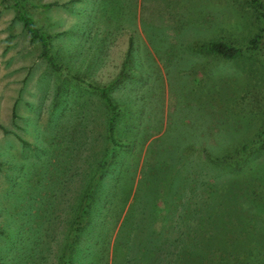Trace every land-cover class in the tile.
Instances as JSON below:
<instances>
[{
  "label": "rangeland",
  "instance_id": "1",
  "mask_svg": "<svg viewBox=\"0 0 264 264\" xmlns=\"http://www.w3.org/2000/svg\"><path fill=\"white\" fill-rule=\"evenodd\" d=\"M250 1L20 0L50 63L0 0V264H182L154 247L190 233L197 254L204 231L217 264H264V19ZM213 41L243 51L204 53ZM245 146L239 166L203 157ZM158 158L196 172L159 208L143 184Z\"/></svg>",
  "mask_w": 264,
  "mask_h": 264
},
{
  "label": "trees",
  "instance_id": "2",
  "mask_svg": "<svg viewBox=\"0 0 264 264\" xmlns=\"http://www.w3.org/2000/svg\"><path fill=\"white\" fill-rule=\"evenodd\" d=\"M250 3L258 9H260L262 12L261 16L262 19H264V8L262 4L257 0H251ZM15 5L17 9V13L19 15L20 20L23 22L24 27L26 28L31 40H35L42 46V56L47 59L48 62L53 63V58L50 55L48 44H47V37L41 34V32L35 27L32 20L26 15V12L24 8L22 7V3L20 0H15ZM261 37L257 35L254 39H251L248 42V47L246 48V51L250 50H256L258 49L260 45ZM201 49L204 53L216 56L217 58L223 59V60H233L236 57L242 53V49L238 48L232 44L222 42V41H213L205 43L201 46ZM131 51V38L129 39V46L127 50L126 58L129 57ZM125 66V62H124ZM129 74L125 71H121L117 80L113 83V85L121 84L126 78H128ZM109 89L107 88H101L99 89V92L101 94V97L103 98L105 104L109 108L111 115L108 120V137L110 141L113 144H117L116 138H115V117L119 114V110L116 106V104L113 102L111 97L108 95ZM13 117H15V114L13 113ZM118 146V145H116ZM247 146L243 147L240 151L233 155L225 154L224 156H212L211 154L205 153L203 154L204 159H206V163L208 165H223L229 161V159L233 158L231 161L236 164V166L240 165V160H243L244 156L247 152ZM156 162V161H155ZM151 162L152 165H149L147 168L146 174L143 176V184H146V198L147 202H152L151 204L154 207L159 208V204H162L164 202H169L170 200L176 201L178 198V191H180V185H184V187L190 186L195 182V163L194 160L192 161V164H185L187 167L182 166V169L175 171V173L172 175L170 170L172 171V164L169 161H165L164 159H159L157 162ZM150 163V164H151ZM173 163L176 165L183 164L182 161L176 160L173 161ZM189 163L190 160H189ZM159 164V167L157 166ZM151 167V170H150ZM169 170V172H168ZM185 175V177H183ZM183 177V178H182ZM143 202V201H142ZM144 203V202H143ZM145 204V203H144ZM146 206V204H145ZM188 208V207H187ZM185 208V209H187ZM218 219L214 226H220L222 228L226 227L225 222L223 221V214L217 215ZM227 219V218H225ZM191 220V218H190ZM190 220L187 222L188 225L185 226V228L188 231H192L193 227L189 225ZM228 220V219H227ZM86 224L90 225L91 221L86 222ZM205 232V231H204ZM204 232L199 233L200 238L196 239V244L199 245L201 248L200 252L194 251L193 248V238L191 237V234L188 233V236L185 238L179 240L176 239V241H173L172 245H169L170 242L166 244V241H162L159 245L154 247L158 252L162 251L167 255L174 256L178 258V260L181 261L182 264H189L190 262H195L198 260V264H204V261L209 262L210 264H217L220 263V261L213 260L216 257L213 256L214 252L213 249L218 244V239L215 236H209L205 237ZM77 237V236H75ZM73 238L72 246L77 243V239ZM166 245L164 248L163 246ZM138 247L144 246V243L142 245H137ZM213 246L212 249H210ZM170 249V250H169ZM153 250V249H152ZM151 250V252H152ZM145 252L146 255L151 254ZM238 258L233 259V264H242L241 256L242 255H236ZM146 258V257H145ZM147 259V258H146ZM228 261V260H227ZM68 264H75L74 260L68 259Z\"/></svg>",
  "mask_w": 264,
  "mask_h": 264
},
{
  "label": "crops",
  "instance_id": "3",
  "mask_svg": "<svg viewBox=\"0 0 264 264\" xmlns=\"http://www.w3.org/2000/svg\"><path fill=\"white\" fill-rule=\"evenodd\" d=\"M69 1V0H68ZM82 2V1H81ZM130 39V38H129ZM128 46H129V40H128Z\"/></svg>",
  "mask_w": 264,
  "mask_h": 264
}]
</instances>
